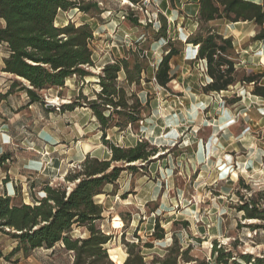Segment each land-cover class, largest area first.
I'll list each match as a JSON object with an SVG mask.
<instances>
[{"label": "rangeland", "instance_id": "374dc122", "mask_svg": "<svg viewBox=\"0 0 264 264\" xmlns=\"http://www.w3.org/2000/svg\"><path fill=\"white\" fill-rule=\"evenodd\" d=\"M80 1H93L97 7L88 13L77 8L59 11L55 22L89 24L93 64L86 69L97 74L104 63L125 56L128 49H140L145 55L149 66L140 84L126 87L141 100L142 120L124 130L108 129L102 136L88 106L59 109L63 103L82 102V95L93 98L99 89L95 76L83 81L72 77L61 88L42 90L46 108L30 104L19 88L5 93L14 76L1 70L8 51L0 42V94H4L0 155L8 156L0 165V192L10 195L13 203H32L43 196L46 183L69 189L72 183L65 175L78 168L86 154L108 159L110 150L103 139L121 147L145 140L156 154L145 161L122 163L136 169L122 171L114 186L106 185L94 197L103 207L96 226L110 236L104 247L116 264L128 250L140 254L146 264H157L170 247L181 253L176 264H217L211 256L214 242L235 257L263 256L264 231L251 230L248 224L255 220L243 218L236 206L249 194L264 190V98L252 93V82L238 81L218 92L202 90L210 81L205 61L195 58L197 46L186 42L200 26L197 16H192L191 4L196 0L146 4L142 0L140 5L124 0ZM127 12L141 25L120 17ZM158 14L166 19L165 36L157 31ZM203 26L232 37L237 79L252 73L264 84V40L251 39L258 29L255 24L215 19ZM167 39L179 53L170 59L175 77L164 88L152 75L168 49ZM118 80L124 85L122 74ZM48 102L52 104L47 106ZM155 220L163 229L161 239L152 235ZM87 234L84 227L73 226L72 237ZM15 244L0 233V264L73 262L74 253L61 242L4 257Z\"/></svg>", "mask_w": 264, "mask_h": 264}, {"label": "trees", "instance_id": "16d2710c", "mask_svg": "<svg viewBox=\"0 0 264 264\" xmlns=\"http://www.w3.org/2000/svg\"><path fill=\"white\" fill-rule=\"evenodd\" d=\"M124 1L133 5L142 3V0ZM196 2V22L200 26L193 36L186 38V42L196 45L195 58L205 61L210 81L202 86V90L218 92L238 81L252 82V93L264 98V84H259L258 76L250 73L240 79L236 78L232 37L224 36L212 27L203 26L215 19L227 22L250 21L258 27L251 39L264 40V0ZM96 7L93 1L80 0H0V42L6 45L8 51L2 59L1 70L14 76L5 93H9L11 88H19L25 92L30 104L39 103L45 108L40 93L42 90L61 88L65 80L72 77L83 81L86 77L95 76L99 89L94 92L93 98L87 99L82 95V102L73 100L63 103L59 109L64 112L80 105L88 106L104 136L108 129L124 130L128 125L142 120L144 108L141 100L135 93L128 92L126 87L140 84L142 74L146 73L149 64L140 49H128L125 56L104 63L97 74L86 69L93 64L89 46L93 31L89 24L75 25L67 21L57 25L55 21L59 11L77 8L88 13ZM158 15L157 31L165 36L166 19ZM125 17L135 26L141 25L132 12L125 13ZM166 43L168 49L161 55L152 75L154 82L164 88L175 77L171 72L170 59L179 53V49L169 39ZM120 74L124 85L118 80ZM3 95L0 94V97ZM103 141L108 144L110 157L100 159L86 154L79 167L65 175L66 181L72 183L69 189L63 185L51 186L46 183L42 189L43 196L34 198L32 203H13L10 195L0 192V233L9 235L16 242L4 257L19 251L26 254L40 247L52 248L61 242L64 248L74 253L72 264H116L104 247L110 236L96 226V221L103 218V207L94 197L103 193L106 185L114 186L122 171L136 169L134 165L123 166L122 163L145 161L155 155L156 150L148 146L145 140H137L127 147L112 144L108 139ZM7 158V154H1L0 165ZM244 188L250 189L249 186ZM242 197L243 194L239 195V198ZM236 209L242 211L243 218L255 220L248 224L251 230L264 231V190L246 196ZM75 225L84 227L87 236L72 237ZM152 229V235L157 239L163 238V229L156 220ZM211 251L217 264H264V255L240 253L235 257L231 250H225L221 245L216 247L215 242ZM180 254L178 249L173 251L170 247L155 262L176 264V257ZM125 256L117 264H146L143 257L134 254L132 250H128Z\"/></svg>", "mask_w": 264, "mask_h": 264}, {"label": "crops", "instance_id": "0c3cea01", "mask_svg": "<svg viewBox=\"0 0 264 264\" xmlns=\"http://www.w3.org/2000/svg\"><path fill=\"white\" fill-rule=\"evenodd\" d=\"M189 3H186L185 5L187 6ZM192 5V11H193V14H192V16H195L196 14H197V10H198V6H197V2L196 3H192L191 4ZM187 15H189V14H187ZM64 24H65V22H64Z\"/></svg>", "mask_w": 264, "mask_h": 264}, {"label": "built area", "instance_id": "2783aa9c", "mask_svg": "<svg viewBox=\"0 0 264 264\" xmlns=\"http://www.w3.org/2000/svg\"><path fill=\"white\" fill-rule=\"evenodd\" d=\"M148 2V0H144L143 4H146ZM121 18H124V14L120 16Z\"/></svg>", "mask_w": 264, "mask_h": 264}, {"label": "water", "instance_id": "95a60500", "mask_svg": "<svg viewBox=\"0 0 264 264\" xmlns=\"http://www.w3.org/2000/svg\"><path fill=\"white\" fill-rule=\"evenodd\" d=\"M49 104H47V106L51 105L52 103L48 102Z\"/></svg>", "mask_w": 264, "mask_h": 264}, {"label": "bare ground", "instance_id": "6f19581e", "mask_svg": "<svg viewBox=\"0 0 264 264\" xmlns=\"http://www.w3.org/2000/svg\"><path fill=\"white\" fill-rule=\"evenodd\" d=\"M131 163H135V161L131 162Z\"/></svg>", "mask_w": 264, "mask_h": 264}]
</instances>
